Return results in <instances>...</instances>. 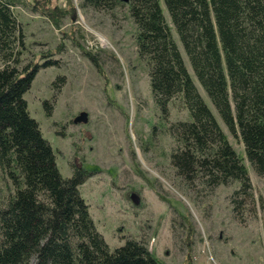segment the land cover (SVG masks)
Returning a JSON list of instances; mask_svg holds the SVG:
<instances>
[{
    "label": "trees",
    "instance_id": "1",
    "mask_svg": "<svg viewBox=\"0 0 264 264\" xmlns=\"http://www.w3.org/2000/svg\"><path fill=\"white\" fill-rule=\"evenodd\" d=\"M162 2L171 24L160 0L79 5L133 23V65L148 75L156 110L168 125L176 175L200 193L237 185L230 202L240 210L254 198L248 168L195 79L230 133L241 139L254 172L263 176L264 0ZM24 3L0 0V264H161L143 240L127 238L110 249L80 189L87 170L73 166L71 177L60 173L57 154L25 98L46 63L25 64V28L15 13ZM87 55L97 64L94 54ZM175 106L188 118L169 123ZM45 108L49 113L47 102Z\"/></svg>",
    "mask_w": 264,
    "mask_h": 264
},
{
    "label": "rangeland",
    "instance_id": "2",
    "mask_svg": "<svg viewBox=\"0 0 264 264\" xmlns=\"http://www.w3.org/2000/svg\"><path fill=\"white\" fill-rule=\"evenodd\" d=\"M79 3L25 0L15 9L25 28V64L46 63L25 98L57 154L60 173L71 177L73 166L87 170L80 189L110 249L136 238L161 264H264V175L252 169L241 139L230 133L195 79L248 168L254 198L234 211L230 195L237 185L202 193L187 189L171 165L172 140L148 75L133 65V23L84 11ZM175 38L192 73L176 33ZM83 114L86 122L77 120ZM187 118L175 106L168 122Z\"/></svg>",
    "mask_w": 264,
    "mask_h": 264
},
{
    "label": "water",
    "instance_id": "3",
    "mask_svg": "<svg viewBox=\"0 0 264 264\" xmlns=\"http://www.w3.org/2000/svg\"><path fill=\"white\" fill-rule=\"evenodd\" d=\"M77 120H80V121H83V122H86V119H85V115L83 114L80 118H78ZM76 120V121H77Z\"/></svg>",
    "mask_w": 264,
    "mask_h": 264
}]
</instances>
